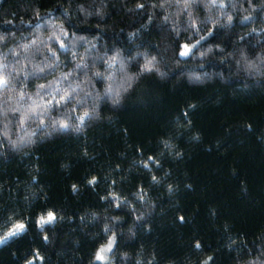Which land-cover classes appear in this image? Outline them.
Here are the masks:
<instances>
[{
	"label": "trees",
	"instance_id": "16d2710c",
	"mask_svg": "<svg viewBox=\"0 0 264 264\" xmlns=\"http://www.w3.org/2000/svg\"><path fill=\"white\" fill-rule=\"evenodd\" d=\"M0 37V264H264V0H0Z\"/></svg>",
	"mask_w": 264,
	"mask_h": 264
},
{
	"label": "snow or ice",
	"instance_id": "6c2138e0",
	"mask_svg": "<svg viewBox=\"0 0 264 264\" xmlns=\"http://www.w3.org/2000/svg\"><path fill=\"white\" fill-rule=\"evenodd\" d=\"M188 51H189V47L187 45L184 46V51H182L180 54L181 55H187L188 54ZM145 70H151L150 68L148 69H145ZM0 83H2V81H0ZM151 159V158H149ZM147 166V165H146ZM155 179V178H154ZM55 220V214L52 213V212H49L48 215H47V218H41L40 221L38 222L40 225H43L45 223H51L52 221ZM24 225L23 224H17L15 225V227L9 231L7 233V236L4 237V238H0V243H2L5 239H7V237L9 236H15L17 235L19 232H21L23 229H24ZM197 247H199V245L197 244ZM111 249V242H109L108 246L107 247H102L98 252H97V255H96V259L97 260H104L105 256H104V253H106L107 251H109Z\"/></svg>",
	"mask_w": 264,
	"mask_h": 264
},
{
	"label": "clouds",
	"instance_id": "9594fccd",
	"mask_svg": "<svg viewBox=\"0 0 264 264\" xmlns=\"http://www.w3.org/2000/svg\"><path fill=\"white\" fill-rule=\"evenodd\" d=\"M0 39H3L2 37H0ZM152 64L153 62L150 61L148 64H145L144 65V69H148L152 67ZM157 72L159 74V70L157 69ZM0 79H2V77H0ZM131 81H132V77H129L128 78V83L127 84H120L118 86V88L116 90H112V89H109V91H113L114 92V99H113V103L115 104L117 102V100L119 99V94L121 91H127L132 85H131ZM53 123H60V124H63L64 122L63 121H54ZM5 135H7V132L4 133ZM28 135H31L30 133H28ZM23 139V138H21ZM13 143H16V141H13ZM109 242H111V247H112V241L110 240ZM108 246V245H107ZM104 259H107V257L105 256Z\"/></svg>",
	"mask_w": 264,
	"mask_h": 264
},
{
	"label": "rangeland",
	"instance_id": "374dc122",
	"mask_svg": "<svg viewBox=\"0 0 264 264\" xmlns=\"http://www.w3.org/2000/svg\"><path fill=\"white\" fill-rule=\"evenodd\" d=\"M183 51H184V47H183ZM121 72L123 73V69H122V67H121ZM124 74V73H123ZM127 79V77L126 76H124V75H122V77L120 78V83H118L119 85L122 83L121 81H125ZM119 85H115V86H119ZM14 228V227H13ZM12 230V229H11ZM10 230V231H11ZM8 233V232H7ZM7 233L3 236V237H1V238H4V237H6L7 236ZM113 237H109V239H108V241L106 242V243H104L103 245H101L98 249H97V251H96V253H95V256H94V259L95 260H97L96 259V255H97V252L102 248V247H107V245L109 244V241L111 240L112 242H113V239H112ZM110 251V250H109ZM109 251H107L106 253H104V256H106L107 257V259H104V260H97V261H100V262H106L107 260H108V258H109Z\"/></svg>",
	"mask_w": 264,
	"mask_h": 264
}]
</instances>
